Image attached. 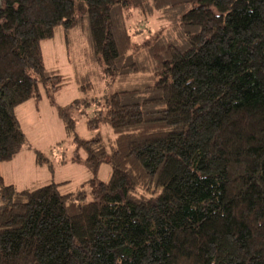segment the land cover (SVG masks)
Returning <instances> with one entry per match:
<instances>
[{
	"label": "trees",
	"instance_id": "1",
	"mask_svg": "<svg viewBox=\"0 0 264 264\" xmlns=\"http://www.w3.org/2000/svg\"><path fill=\"white\" fill-rule=\"evenodd\" d=\"M130 9L172 33L137 45ZM82 20L106 79L150 82L89 121L109 147L74 138L106 183L73 195L0 176V264H264V0H0V166L25 145L15 109L60 86L40 43Z\"/></svg>",
	"mask_w": 264,
	"mask_h": 264
},
{
	"label": "rangeland",
	"instance_id": "2",
	"mask_svg": "<svg viewBox=\"0 0 264 264\" xmlns=\"http://www.w3.org/2000/svg\"><path fill=\"white\" fill-rule=\"evenodd\" d=\"M127 13L128 31L137 45L154 35L172 33V25L160 13L142 15L136 9ZM40 50L45 70L61 78L60 86L55 92L51 86L47 90L40 87L38 99L33 98L15 109L25 145L12 160L1 164L0 176L4 185H13L19 190L60 184L61 194L74 195L82 183L91 179L106 183L111 175L108 163H102L93 174L85 164V151L76 147L74 138L84 142L100 138L109 147L115 139L109 126L102 123L92 130L88 128L89 121L105 112V99L149 83L151 78L140 75L106 79L92 56L84 20L66 34L62 27H57L51 39L40 43ZM63 108L68 109L67 115L74 122L70 134L59 116V109ZM83 191L88 194V187Z\"/></svg>",
	"mask_w": 264,
	"mask_h": 264
},
{
	"label": "crops",
	"instance_id": "3",
	"mask_svg": "<svg viewBox=\"0 0 264 264\" xmlns=\"http://www.w3.org/2000/svg\"><path fill=\"white\" fill-rule=\"evenodd\" d=\"M0 170H1V166H0Z\"/></svg>",
	"mask_w": 264,
	"mask_h": 264
}]
</instances>
